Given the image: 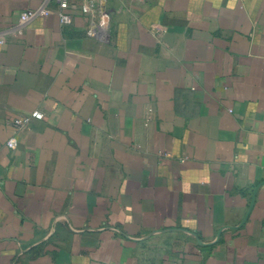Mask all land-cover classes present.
I'll list each match as a JSON object with an SVG mask.
<instances>
[{"label": "crops", "instance_id": "0c3cea01", "mask_svg": "<svg viewBox=\"0 0 264 264\" xmlns=\"http://www.w3.org/2000/svg\"><path fill=\"white\" fill-rule=\"evenodd\" d=\"M59 6L0 0V264H264V0Z\"/></svg>", "mask_w": 264, "mask_h": 264}, {"label": "built area", "instance_id": "2783aa9c", "mask_svg": "<svg viewBox=\"0 0 264 264\" xmlns=\"http://www.w3.org/2000/svg\"><path fill=\"white\" fill-rule=\"evenodd\" d=\"M72 0H59V10L57 11V16L61 24H69L72 21L71 14L67 11V8L69 6V3ZM107 0H80V10L83 14L89 15L96 10H99V5L102 3H105ZM48 15L49 12L46 9H40V10H26L23 11L20 14V18L22 22H27L33 18H35L37 15ZM39 110H34L29 114H25L22 116H19L17 118H14L12 120V125L16 128H20L22 126H27L29 123H31L32 120L38 119L40 117ZM16 143L15 135H11L6 144L9 148H14Z\"/></svg>", "mask_w": 264, "mask_h": 264}]
</instances>
